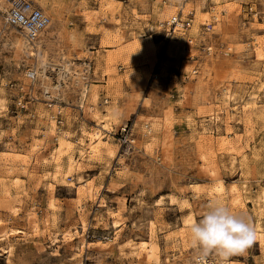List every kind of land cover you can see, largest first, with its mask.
<instances>
[{
  "label": "rangeland",
  "instance_id": "1",
  "mask_svg": "<svg viewBox=\"0 0 264 264\" xmlns=\"http://www.w3.org/2000/svg\"><path fill=\"white\" fill-rule=\"evenodd\" d=\"M29 1L60 30L27 49L0 11V264H264V0L175 33L182 0ZM215 200L256 233L227 262L190 244Z\"/></svg>",
  "mask_w": 264,
  "mask_h": 264
},
{
  "label": "clouds",
  "instance_id": "2",
  "mask_svg": "<svg viewBox=\"0 0 264 264\" xmlns=\"http://www.w3.org/2000/svg\"><path fill=\"white\" fill-rule=\"evenodd\" d=\"M190 244L201 255L217 254L222 262L242 254L250 247L256 233L249 218L238 215L220 200L209 203L198 221H188Z\"/></svg>",
  "mask_w": 264,
  "mask_h": 264
},
{
  "label": "built area",
  "instance_id": "3",
  "mask_svg": "<svg viewBox=\"0 0 264 264\" xmlns=\"http://www.w3.org/2000/svg\"><path fill=\"white\" fill-rule=\"evenodd\" d=\"M189 0H182L180 10L176 15L168 21L161 22V25L169 31L181 32L191 25V18L183 19V11ZM191 14V12H189ZM8 23L18 27L26 33L28 38L36 36L38 30L43 29L50 21V17L41 9L29 0H17L13 6L10 7L6 14ZM29 77H34L35 72L30 70ZM204 259V258H203Z\"/></svg>",
  "mask_w": 264,
  "mask_h": 264
},
{
  "label": "bare ground",
  "instance_id": "4",
  "mask_svg": "<svg viewBox=\"0 0 264 264\" xmlns=\"http://www.w3.org/2000/svg\"><path fill=\"white\" fill-rule=\"evenodd\" d=\"M16 1L17 0H0V11H1V13L8 12L10 7L13 6V4ZM5 19H6V16H5ZM57 22H58L57 18L51 17L49 23L43 29L38 30L36 36H34L32 39L28 38L26 36V33L23 30L19 29L18 27L14 26V25L12 26V24L10 25V27L5 29V32H6V36H8V38L14 43L19 41V39H20L21 44H23V46H25L27 49H32L34 46H37V49L38 48L41 49L43 47V44L52 41L53 38L56 35L55 32L56 31L58 32L59 26H58ZM16 29L17 30H21V32H24L23 33L24 34V38H20L18 36ZM43 61H45V60L43 59ZM101 135H102V133H100L99 131L93 132L92 134H90V136H89L90 137V141H91L90 150H96L97 146L103 141ZM63 142H64V140H63ZM97 151H99V150H97ZM84 152H85V149L84 148L81 149L80 150V155H82ZM75 161L76 160H75V158L73 156L69 157V163H70L71 166L74 165ZM201 257L202 256H199V258H198V261L200 263H202L201 262Z\"/></svg>",
  "mask_w": 264,
  "mask_h": 264
},
{
  "label": "crops",
  "instance_id": "5",
  "mask_svg": "<svg viewBox=\"0 0 264 264\" xmlns=\"http://www.w3.org/2000/svg\"><path fill=\"white\" fill-rule=\"evenodd\" d=\"M58 21V20H57ZM59 22V21H58ZM60 30V29H59Z\"/></svg>",
  "mask_w": 264,
  "mask_h": 264
}]
</instances>
